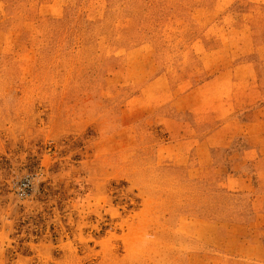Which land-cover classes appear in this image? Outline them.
Listing matches in <instances>:
<instances>
[{"label": "rangeland", "instance_id": "rangeland-1", "mask_svg": "<svg viewBox=\"0 0 264 264\" xmlns=\"http://www.w3.org/2000/svg\"><path fill=\"white\" fill-rule=\"evenodd\" d=\"M0 264H264V0H0Z\"/></svg>", "mask_w": 264, "mask_h": 264}]
</instances>
